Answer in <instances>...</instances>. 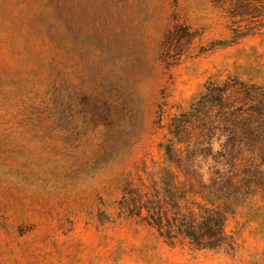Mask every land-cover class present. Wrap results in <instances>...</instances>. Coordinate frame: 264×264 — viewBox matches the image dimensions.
<instances>
[{
    "label": "rangeland",
    "instance_id": "1",
    "mask_svg": "<svg viewBox=\"0 0 264 264\" xmlns=\"http://www.w3.org/2000/svg\"><path fill=\"white\" fill-rule=\"evenodd\" d=\"M254 5L0 0V264H264L258 199L218 250L170 244L118 204L207 84L264 85Z\"/></svg>",
    "mask_w": 264,
    "mask_h": 264
},
{
    "label": "trees",
    "instance_id": "2",
    "mask_svg": "<svg viewBox=\"0 0 264 264\" xmlns=\"http://www.w3.org/2000/svg\"><path fill=\"white\" fill-rule=\"evenodd\" d=\"M255 1L233 0L230 14L253 13ZM248 30L235 29L234 37ZM168 132L162 161L151 169L143 162L138 182H125L119 209L170 244L221 249L230 244L227 216L248 201L264 202V85L210 82Z\"/></svg>",
    "mask_w": 264,
    "mask_h": 264
}]
</instances>
